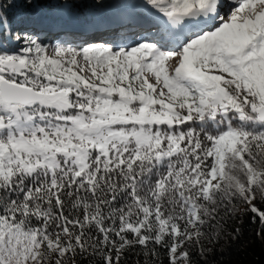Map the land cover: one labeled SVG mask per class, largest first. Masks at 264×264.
<instances>
[{
    "label": "snow or ice",
    "instance_id": "obj_1",
    "mask_svg": "<svg viewBox=\"0 0 264 264\" xmlns=\"http://www.w3.org/2000/svg\"><path fill=\"white\" fill-rule=\"evenodd\" d=\"M57 8L118 16L72 44ZM257 199L264 0H0V264H192Z\"/></svg>",
    "mask_w": 264,
    "mask_h": 264
},
{
    "label": "trees",
    "instance_id": "obj_2",
    "mask_svg": "<svg viewBox=\"0 0 264 264\" xmlns=\"http://www.w3.org/2000/svg\"><path fill=\"white\" fill-rule=\"evenodd\" d=\"M88 1L95 0H80L81 3ZM61 2L72 3L73 0H61ZM108 3L115 4L117 0H108ZM60 9L57 8L56 11L60 13ZM81 10L88 9H74L72 12H81ZM21 11L20 8L12 9L10 16L16 18ZM99 11L104 13V17H110L112 12H117L116 9ZM116 15L118 16V12ZM55 40L49 37L47 42L55 43ZM255 203L258 208L264 209V202L257 199ZM218 220V227L209 230L212 242L208 239L204 240V255H201L200 250L195 246L190 249L192 264H264V224L257 215L248 210V205L236 200L229 206V212ZM157 252L158 256H146L143 250L137 247L125 253L121 264H137V261L139 264H168L167 250L157 246ZM78 264H89V261L78 259Z\"/></svg>",
    "mask_w": 264,
    "mask_h": 264
},
{
    "label": "rangeland",
    "instance_id": "obj_3",
    "mask_svg": "<svg viewBox=\"0 0 264 264\" xmlns=\"http://www.w3.org/2000/svg\"><path fill=\"white\" fill-rule=\"evenodd\" d=\"M94 2L95 1H90V2L88 1L87 3L92 4ZM91 10H94V11H91ZM99 10L100 9L92 8V9H88L87 11L81 10V12H75L74 13L75 17L72 20H70L68 24L67 23L65 24L66 30L70 31L72 35L58 37V39L66 40L72 44H81L86 40L91 41V42H101L99 40L107 39L108 37L102 38V35L98 34L97 32L99 29L102 28V26L106 27V26L111 25L112 27H115V20L117 18V15H116L117 12H112L110 17H107V16L102 17L104 13H102ZM60 11H61L60 14L64 16H69L73 14V12L69 13V10L67 9H60ZM95 12H97L98 14L97 13L95 14ZM102 18H104L106 21L102 20ZM93 21H95L98 26L92 31H88L84 35H81V33L83 32L82 22L90 23ZM105 29L108 30L110 29V27H107ZM53 36H55V33H53Z\"/></svg>",
    "mask_w": 264,
    "mask_h": 264
}]
</instances>
